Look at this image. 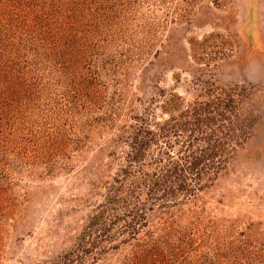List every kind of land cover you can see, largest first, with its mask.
Segmentation results:
<instances>
[{
    "label": "rangeland",
    "instance_id": "rangeland-1",
    "mask_svg": "<svg viewBox=\"0 0 264 264\" xmlns=\"http://www.w3.org/2000/svg\"><path fill=\"white\" fill-rule=\"evenodd\" d=\"M0 264H264V0H0Z\"/></svg>",
    "mask_w": 264,
    "mask_h": 264
},
{
    "label": "trees",
    "instance_id": "trees-1",
    "mask_svg": "<svg viewBox=\"0 0 264 264\" xmlns=\"http://www.w3.org/2000/svg\"><path fill=\"white\" fill-rule=\"evenodd\" d=\"M172 158V157H171ZM169 159V167L168 169L166 170L168 174H173V179L176 180V181H171V187L170 188H173V189H176V190H181L184 188V182H185V176H184V173L185 171H181L184 167H186V173H187V176L189 174H195L198 169L196 168L198 164L201 163V160L203 158V156H198L195 155V156H191V155H187V156H182V160L181 158L180 159H177V158H172V159ZM185 173V175H186ZM166 174V176L168 175ZM183 178V179H182ZM167 177H165L163 180H166ZM160 180V179H159ZM159 180H155V183L159 182ZM199 178H194V182L197 184L198 183ZM135 199V198H134ZM130 204V203H128ZM133 204V208L136 210L135 215H133V217H137V219H142L143 218V213L139 210L141 209L139 207V204L140 202H134V203H131ZM139 213V214H138ZM128 225L131 226V224L128 222Z\"/></svg>",
    "mask_w": 264,
    "mask_h": 264
}]
</instances>
